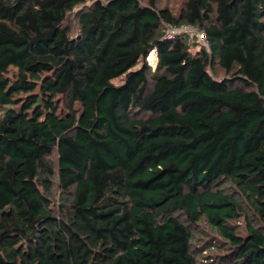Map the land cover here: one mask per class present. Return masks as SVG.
I'll return each mask as SVG.
<instances>
[{
    "label": "trees",
    "instance_id": "1",
    "mask_svg": "<svg viewBox=\"0 0 264 264\" xmlns=\"http://www.w3.org/2000/svg\"><path fill=\"white\" fill-rule=\"evenodd\" d=\"M86 1L0 0V264H198L202 219L264 264V0Z\"/></svg>",
    "mask_w": 264,
    "mask_h": 264
},
{
    "label": "rangeland",
    "instance_id": "2",
    "mask_svg": "<svg viewBox=\"0 0 264 264\" xmlns=\"http://www.w3.org/2000/svg\"><path fill=\"white\" fill-rule=\"evenodd\" d=\"M93 0H87L86 5H90ZM185 0H158V6L163 7L167 6L172 9L174 13H177L178 10L182 7ZM76 10V9H75ZM75 10L68 14L67 22L71 28L70 36L74 37L78 31L77 18L75 15ZM197 47L192 50H196ZM150 54V55H149ZM148 59L152 62L155 60L154 57L150 58L151 51L148 53ZM146 56V57H147ZM146 60V58H145ZM141 65L139 63L135 68H138ZM153 69L154 66L150 65ZM225 75L223 69L219 67L218 64L215 65L213 69V76L220 78ZM124 75H121L117 78H114L112 82L115 85L121 84L123 82ZM149 85L152 84V78L150 74L148 75ZM3 108L0 107V111ZM138 118H146L148 117L147 112H138L136 114ZM48 160L52 163L55 173L52 176L53 180V194L51 195L52 206L56 209V211L63 210L68 206L66 203H69L70 194L61 192L56 184H57V176H56V168H57V153L53 150L48 156ZM217 188L220 190L229 193L237 198H239L237 192L234 187L228 183L227 181L221 182ZM240 200V199H239ZM248 215V219L252 222V224L256 225L257 220L254 219L251 211L246 208L244 204H242ZM172 213L180 214L178 211H173ZM180 216V215H179ZM230 224L238 231L239 234H246V219L242 215L238 218V220L230 221ZM190 229L192 232V240H191V249L194 257L197 260L198 264H227V259L225 257V252L227 251V243L222 235L218 233L206 220L202 219L196 224L190 225Z\"/></svg>",
    "mask_w": 264,
    "mask_h": 264
},
{
    "label": "built area",
    "instance_id": "3",
    "mask_svg": "<svg viewBox=\"0 0 264 264\" xmlns=\"http://www.w3.org/2000/svg\"><path fill=\"white\" fill-rule=\"evenodd\" d=\"M184 35L188 44L192 47L196 45H204L207 46V42L205 40L204 33L201 29L194 24H181V25H165L164 26V36L167 38H173L176 35ZM151 53L155 56V51L151 50ZM146 62L148 65H155L156 63V56L155 60L152 62L146 57Z\"/></svg>",
    "mask_w": 264,
    "mask_h": 264
},
{
    "label": "bare ground",
    "instance_id": "4",
    "mask_svg": "<svg viewBox=\"0 0 264 264\" xmlns=\"http://www.w3.org/2000/svg\"><path fill=\"white\" fill-rule=\"evenodd\" d=\"M150 55V54H149ZM154 57V59H155V56L151 53V56H150V58H153Z\"/></svg>",
    "mask_w": 264,
    "mask_h": 264
}]
</instances>
